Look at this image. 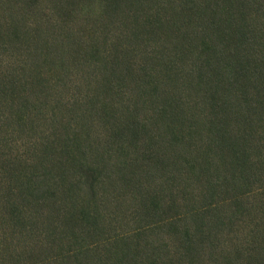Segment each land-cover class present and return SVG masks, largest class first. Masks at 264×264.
I'll list each match as a JSON object with an SVG mask.
<instances>
[{"label":"trees","instance_id":"1","mask_svg":"<svg viewBox=\"0 0 264 264\" xmlns=\"http://www.w3.org/2000/svg\"><path fill=\"white\" fill-rule=\"evenodd\" d=\"M0 264H264V0H0Z\"/></svg>","mask_w":264,"mask_h":264}]
</instances>
